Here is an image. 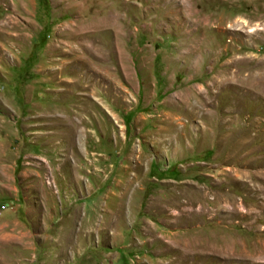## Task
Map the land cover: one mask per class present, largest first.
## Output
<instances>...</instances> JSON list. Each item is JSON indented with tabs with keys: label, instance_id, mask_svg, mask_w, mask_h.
Listing matches in <instances>:
<instances>
[{
	"label": "rangeland",
	"instance_id": "1",
	"mask_svg": "<svg viewBox=\"0 0 264 264\" xmlns=\"http://www.w3.org/2000/svg\"><path fill=\"white\" fill-rule=\"evenodd\" d=\"M0 264H264V0H0Z\"/></svg>",
	"mask_w": 264,
	"mask_h": 264
}]
</instances>
